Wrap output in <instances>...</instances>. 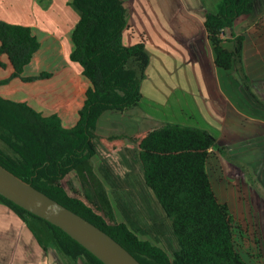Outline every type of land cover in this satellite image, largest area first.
I'll use <instances>...</instances> for the list:
<instances>
[{
  "label": "trees",
  "instance_id": "trees-1",
  "mask_svg": "<svg viewBox=\"0 0 264 264\" xmlns=\"http://www.w3.org/2000/svg\"><path fill=\"white\" fill-rule=\"evenodd\" d=\"M255 5L256 0H219L215 10L204 12L202 22L215 67L232 70L249 93L244 36L231 33L225 38L224 32L239 16L253 13ZM67 6L77 17L68 61L89 80L77 119L67 127L57 113L42 115L25 102L0 95V164L108 233L142 264H248L235 249L228 206L216 198L206 169L211 147L225 150L205 128L162 122L130 136L137 147L141 182L169 219L175 244L154 241L142 229L112 216L110 198L91 159L97 154V138L109 151L126 141L121 135L98 136L97 122L106 111L121 113L139 106L150 53L143 40L125 42L129 14L123 0H69ZM225 41L232 43L230 49ZM39 47L30 26L0 20V67L11 66L0 85L15 78L33 82L50 77L44 71L22 75ZM74 176L81 187L73 184ZM0 203L13 211L45 252L52 246L74 264L78 259L104 264L58 226L2 195Z\"/></svg>",
  "mask_w": 264,
  "mask_h": 264
},
{
  "label": "rangeland",
  "instance_id": "rangeland-1",
  "mask_svg": "<svg viewBox=\"0 0 264 264\" xmlns=\"http://www.w3.org/2000/svg\"><path fill=\"white\" fill-rule=\"evenodd\" d=\"M123 1L129 14L125 42L143 40L151 63L139 106L121 113L106 111L97 122L96 129L102 134L96 131L98 136L121 135L126 141V145L111 152L97 138V154L91 159L97 180L110 198V213L115 220L142 229L143 235L154 241H173L175 244L169 219L143 180L141 182L137 147L130 136L162 122L202 127L212 133L218 146L225 150L224 154L211 147L206 169L216 198L228 206L235 249L248 264H264V105L258 102H264V41H257L251 47L248 40L245 69L253 82L249 93L232 70L220 71L210 63L207 46L210 43L206 41L202 22L204 12L215 10L217 0ZM263 11V5L259 4L254 16L263 15ZM243 19L236 20L231 27L248 29L250 24ZM262 20L255 24L258 30L264 27ZM253 51L258 55L252 54ZM193 55L201 58L203 71L215 70L219 74L222 99L208 98L206 92L203 93V80L196 60L191 58ZM3 76L6 77L4 68L0 69V79ZM157 77L163 78L168 85L166 95L169 93L170 101L159 103L152 98L157 95L153 90L148 94L145 84ZM54 79L61 80V74ZM19 84L17 81L11 83L12 86ZM9 88L10 85L4 87ZM14 90L16 88L12 87L8 92ZM12 94L14 98H20L19 92ZM196 105L201 111L195 110L198 109ZM150 106L154 109L150 110ZM133 119L139 120L131 121ZM105 170L111 174L103 176ZM72 182L81 187L77 176L72 177ZM50 248L57 259L74 264L55 247ZM75 264L85 263L78 259Z\"/></svg>",
  "mask_w": 264,
  "mask_h": 264
},
{
  "label": "crops",
  "instance_id": "crops-1",
  "mask_svg": "<svg viewBox=\"0 0 264 264\" xmlns=\"http://www.w3.org/2000/svg\"><path fill=\"white\" fill-rule=\"evenodd\" d=\"M68 1L69 0H0V20L8 23L30 26L34 35L40 42L39 49L32 55L30 62L24 67L22 75H37L43 71L50 73V77L36 79L33 82L25 83L18 78L12 79L4 86L1 85L3 87L0 86V95L14 101L25 102L39 111L42 115L57 113L61 121L65 122L62 124L67 127L72 126L76 121L77 110L84 99V91L89 86V80L82 75L80 69L68 61V53L73 47L70 35L77 20L76 15L67 6ZM217 1L219 2V0ZM259 4L263 5L264 10V0H256L253 13L239 16L236 19L244 18L243 21L250 24L248 29L244 30L238 28L235 30V28L229 27L224 32L225 38H228L231 33L244 36V69L246 67L245 55L248 51V40H250L251 47H253L257 41H264V27L258 30L255 25L261 22L262 16L264 17V11L263 15L259 13L257 16H254ZM262 21L264 22V19ZM206 41H208L207 38ZM224 45L228 49L232 47V43L228 41H225ZM207 46L209 49L210 63L212 62L213 65L214 57L213 53L211 54L210 52L211 46L209 44H207ZM252 54L258 55L256 51H253ZM191 58L198 61H195V63L198 65L199 76L203 80V93L206 92L208 98L216 96L222 99L220 96L222 92L220 91V85L218 83L219 74H217L215 70L209 72L203 71L200 67V63H202L201 58L197 59L196 55L191 56ZM3 60H6V58L3 57ZM213 67L217 69L215 66ZM4 69L5 75L8 76L11 73V66L8 65ZM59 74H61V80L54 79ZM248 76L249 78L251 77L250 74ZM215 78L216 80H214ZM162 79L163 78L160 79L157 77L155 81H148V84H145V86L148 87V94L149 90H153V94H157L152 96V98L157 99L159 103L170 101V99H168L169 93L166 95L168 85L164 83ZM14 81L20 84L12 86L11 83ZM144 81H146V78L141 83L142 96H144ZM208 83H210L209 85L211 87H208ZM6 85H10L11 88H16L12 93L15 91L19 92L20 98H14L13 94L8 92L11 88L8 90L4 89ZM228 88H230L231 91V87L228 86ZM226 94L229 95L228 89ZM226 98L228 99L227 96ZM196 106L198 109L195 110L201 111L200 106ZM149 109H154V106H150ZM136 120L133 119L131 121L137 122ZM96 131L98 134H101L99 133V129H96ZM102 172L105 177L111 174L109 170ZM48 250L45 252L35 238H33L28 228L13 211L6 205L0 203V264H66V261L63 259L61 260V258L57 259L54 256L52 252L53 249Z\"/></svg>",
  "mask_w": 264,
  "mask_h": 264
},
{
  "label": "water",
  "instance_id": "water-1",
  "mask_svg": "<svg viewBox=\"0 0 264 264\" xmlns=\"http://www.w3.org/2000/svg\"><path fill=\"white\" fill-rule=\"evenodd\" d=\"M0 195L58 226L104 264H142L108 233L1 164Z\"/></svg>",
  "mask_w": 264,
  "mask_h": 264
}]
</instances>
